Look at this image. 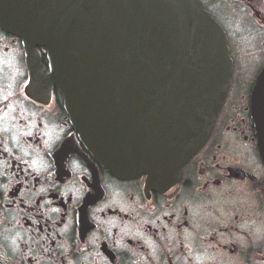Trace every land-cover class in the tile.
<instances>
[{"label": "flooded vegetation", "instance_id": "obj_1", "mask_svg": "<svg viewBox=\"0 0 264 264\" xmlns=\"http://www.w3.org/2000/svg\"><path fill=\"white\" fill-rule=\"evenodd\" d=\"M199 1L226 35L231 82L168 189L114 176L60 91L30 92L25 40L0 27V264H264V162L251 117L264 0ZM33 50L49 73L45 48Z\"/></svg>", "mask_w": 264, "mask_h": 264}, {"label": "water", "instance_id": "obj_2", "mask_svg": "<svg viewBox=\"0 0 264 264\" xmlns=\"http://www.w3.org/2000/svg\"><path fill=\"white\" fill-rule=\"evenodd\" d=\"M0 27L25 40L30 92L56 87L111 173L158 189L203 146L231 82L226 35L199 0H0ZM251 112L264 162V67Z\"/></svg>", "mask_w": 264, "mask_h": 264}]
</instances>
